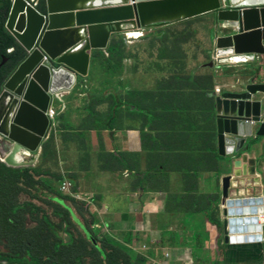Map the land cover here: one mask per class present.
<instances>
[{"label":"crops","instance_id":"0c3cea01","mask_svg":"<svg viewBox=\"0 0 264 264\" xmlns=\"http://www.w3.org/2000/svg\"><path fill=\"white\" fill-rule=\"evenodd\" d=\"M233 64L247 67L243 75L249 81L264 82V56ZM212 68L215 70V65ZM85 83L86 77L78 81L84 89L82 94L72 95L74 89L63 94L62 98L71 94V102L66 97L57 115L54 160L58 165L49 169L52 176L65 177L75 199L84 202L93 216H99L100 223L95 221L94 228H106L99 236L108 232L122 239L120 242L137 254L130 251L138 257L137 264H264V223L259 220L263 226L260 239L226 242L224 221L228 216L222 204L223 179L231 176L230 198L260 197L264 208V137L254 135L247 141L248 157L256 161L254 175L235 177L232 157H211L214 166L205 169L192 170L193 166L186 168L191 170L188 172H170L163 166L157 168L158 162L152 161L151 147L159 131L151 125L152 114L147 111L140 117L143 111L138 108L137 99L125 103L120 90L110 93L113 106L105 113L102 101L108 93L88 92ZM221 93L219 88L214 94L207 93L214 100L211 142L214 141L212 150L219 157L215 112L216 96ZM79 96L85 101L82 106L72 100ZM262 113L263 121L264 107ZM253 127L256 131L255 124ZM51 136L53 132L43 147ZM191 213L202 221L204 237L202 231H186V218H192Z\"/></svg>","mask_w":264,"mask_h":264},{"label":"water","instance_id":"95a60500","mask_svg":"<svg viewBox=\"0 0 264 264\" xmlns=\"http://www.w3.org/2000/svg\"><path fill=\"white\" fill-rule=\"evenodd\" d=\"M33 1L11 0L5 22V30L21 50L15 69L0 84V140L10 145L7 152H11L10 155L15 149L32 154L42 150L52 130L47 111L53 101L72 91L81 78L88 76L90 52L106 49L111 36L126 30L124 26H129L130 22L133 26L128 29H146L217 12L223 26L234 31L216 39V57L209 67L215 62L217 65L225 63L223 59L227 57L240 55L255 61L264 56V4H239L240 9L225 10L221 7L225 0H120L117 7L111 9L93 4L80 7L86 0H35V4ZM76 1L83 3L79 6ZM228 13L235 14L234 23L223 20V15ZM66 18L75 21L64 24ZM81 28L87 32L85 38L79 35ZM65 33L71 38L79 36V40L53 54L48 44L55 36L57 40L63 38L62 43L66 42ZM83 43L85 47L80 52L87 64L85 72L67 59L71 48ZM14 51L10 48L7 53L14 54ZM263 107L264 82L256 79L249 81L240 92H223L216 96L218 153L221 157L233 158L235 177L256 174V161L248 157L247 141L254 135L264 137ZM56 123L58 125L59 120ZM0 162L12 168L32 167L30 163L12 164L2 155ZM232 180L231 176L225 177L222 187V204L228 216L224 221L225 240L260 239L263 199L230 198ZM255 232L257 235H253Z\"/></svg>","mask_w":264,"mask_h":264},{"label":"rangeland","instance_id":"374dc122","mask_svg":"<svg viewBox=\"0 0 264 264\" xmlns=\"http://www.w3.org/2000/svg\"><path fill=\"white\" fill-rule=\"evenodd\" d=\"M238 6L239 4L231 0H225L221 4L225 10L240 9ZM223 24L224 22L218 19L217 12H212L178 23L146 29H128L129 26H124L127 27L126 30L111 36L106 49L90 52L91 63L84 88L88 92L108 93L102 101L107 109L105 113H109L113 106L110 93L120 90L125 103L133 101V98L137 99V106L143 111L140 117L147 111L152 114L151 125L159 130L158 138L151 147L152 161L158 162L155 165L157 168L163 166L170 172L181 173L191 171L186 168L193 166L195 169L192 170L214 166L215 162L211 159L214 145V141L211 142L214 127L210 117L212 99L207 97V93L211 91L214 94L217 88L223 92H240L249 83L247 76L243 75L247 71L243 64L227 62L217 65L215 62V70L209 67L216 57V39L234 31ZM251 75L254 74L251 72ZM80 84L74 88L72 95L84 92ZM203 87L206 88L205 93L200 92ZM69 95L53 101L52 106L58 115L63 109V101ZM72 100L81 106L85 102L80 96L78 100L76 97H72ZM68 102H71V99ZM66 113L67 110L64 114ZM57 126L52 128L53 136L43 149L35 153L37 159H30V164L38 171L50 173V169L58 165L54 160V135ZM78 148H81V143H78ZM8 151L10 145L0 140V155H7ZM47 182L61 190L63 182L48 179ZM62 193L70 197L75 196L73 191ZM190 216L192 218H186V231H202L204 237L202 221L193 213ZM98 217L94 216L95 221L100 223ZM28 222L32 224L33 220L29 218ZM104 229L106 228L101 226L94 231L100 235ZM171 234L175 235V231ZM104 235L105 239L128 248L120 242L122 239L108 232ZM0 264L27 263L0 259Z\"/></svg>","mask_w":264,"mask_h":264},{"label":"trees","instance_id":"16d2710c","mask_svg":"<svg viewBox=\"0 0 264 264\" xmlns=\"http://www.w3.org/2000/svg\"><path fill=\"white\" fill-rule=\"evenodd\" d=\"M10 5L11 0H0V63L13 55L7 53L8 49L14 48L16 59L21 51L5 30ZM10 68L0 70V84ZM205 89L200 92L205 93ZM211 102L214 110V100ZM10 153L2 157L12 164L37 159V155L20 149ZM212 158L222 157L212 152ZM47 179L65 181L34 167L12 168L0 162L1 260L27 264H137L138 257L127 247L95 233V218L84 202L63 194Z\"/></svg>","mask_w":264,"mask_h":264},{"label":"bare ground","instance_id":"6f19581e","mask_svg":"<svg viewBox=\"0 0 264 264\" xmlns=\"http://www.w3.org/2000/svg\"><path fill=\"white\" fill-rule=\"evenodd\" d=\"M120 0H86L84 3L81 1H76L77 4L83 3V6L80 7H84L85 5H95V4H106V3H110L113 2L115 4H106L103 5L101 7H110L112 8H116L115 5H117V2L119 3ZM234 3L236 4H240V5H263L264 4V0H233ZM76 4V5H77ZM73 13V12H71ZM74 14V13H73ZM232 17V18H230ZM236 16L234 13H228V14H224L223 15V20L228 21V22H235L236 21ZM75 19L72 20L71 18H66L64 19L63 23H74ZM227 24V23H226ZM133 26V22L129 23V26ZM133 28V27H132ZM79 35L82 36L83 38H85L86 36V31H84V29L81 28V30H78ZM64 35H68L67 33H65ZM65 37V36H64ZM63 39V38H62ZM62 39L61 40H57L56 36L55 38L52 40V42H50L48 44V48H50V50L52 51L53 54H58L59 51H64L67 49L68 45L72 42H77L79 40V36L76 37H72L70 35L66 36V42L62 43ZM82 43V42H81ZM85 47V43H83L80 47H76L73 49L71 48L70 51H72L70 54H68L67 59L69 61V63H71L72 65H74L78 70L80 71H86L87 69V64L84 61L83 58V52H80L81 49H83ZM225 61V63L227 62H246L248 60L247 57L245 56H232V57H227L223 59Z\"/></svg>","mask_w":264,"mask_h":264},{"label":"built area","instance_id":"2783aa9c","mask_svg":"<svg viewBox=\"0 0 264 264\" xmlns=\"http://www.w3.org/2000/svg\"><path fill=\"white\" fill-rule=\"evenodd\" d=\"M9 51H10V49L7 50V52H9ZM62 97H63V95H61L59 98H62ZM57 115H58L57 111L52 107V104H51V107L47 111V116L49 117V120H50V123H51V127L52 128H54V127L57 126L56 125L57 124L56 121L58 120L57 119V117H58ZM70 189H71V183L69 181L65 180L62 183L61 191H63V192H70ZM259 218L264 223V218H262L261 216ZM166 255H168V253H166Z\"/></svg>","mask_w":264,"mask_h":264},{"label":"flooded vegetation","instance_id":"af4514ba","mask_svg":"<svg viewBox=\"0 0 264 264\" xmlns=\"http://www.w3.org/2000/svg\"><path fill=\"white\" fill-rule=\"evenodd\" d=\"M16 51H14V54L13 55H11V56H8V57H5V59L4 60H2V62L0 63V70L1 69H3L5 66H10L11 68H10V70L9 71H7L4 75H3V77L5 76V78L9 75V73H11L14 69H15V66H16V64L18 63V61H19V59L17 58L16 59ZM15 59H14V58ZM4 78V79H5ZM4 79H3V81H4Z\"/></svg>","mask_w":264,"mask_h":264},{"label":"clouds","instance_id":"9594fccd","mask_svg":"<svg viewBox=\"0 0 264 264\" xmlns=\"http://www.w3.org/2000/svg\"><path fill=\"white\" fill-rule=\"evenodd\" d=\"M248 61V60H247Z\"/></svg>","mask_w":264,"mask_h":264}]
</instances>
